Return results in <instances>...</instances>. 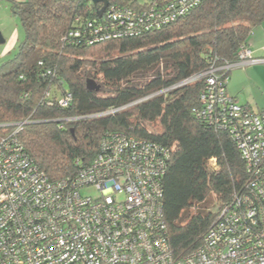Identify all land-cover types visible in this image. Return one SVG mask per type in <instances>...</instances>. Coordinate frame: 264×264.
Masks as SVG:
<instances>
[{
	"label": "trees",
	"instance_id": "16d2710c",
	"mask_svg": "<svg viewBox=\"0 0 264 264\" xmlns=\"http://www.w3.org/2000/svg\"><path fill=\"white\" fill-rule=\"evenodd\" d=\"M108 1L146 5V0ZM102 6L90 0L13 4L24 36L0 65V126H5L0 131L29 119L18 139L51 181L74 176L110 132L168 149L162 208L170 248L182 257L199 246L218 210L247 181L228 133L194 114L204 78L182 83L213 64L239 61L252 30L264 22V0H200L161 30L93 46L69 36L105 20L108 10L99 14ZM96 47H102L101 57L85 62V53ZM88 79L98 91L87 89ZM50 85L72 95L67 108L42 102Z\"/></svg>",
	"mask_w": 264,
	"mask_h": 264
},
{
	"label": "built area",
	"instance_id": "2783aa9c",
	"mask_svg": "<svg viewBox=\"0 0 264 264\" xmlns=\"http://www.w3.org/2000/svg\"><path fill=\"white\" fill-rule=\"evenodd\" d=\"M199 2L146 0L145 7L135 8L108 1L105 20L69 36L91 46L143 36ZM258 60L244 46L237 63L213 64L182 83L204 78L194 114L228 133L247 176L193 251L176 257L169 245L160 182L168 149L110 132L74 176L51 181L18 139L30 123L26 119L0 131V264H264V111L238 103L222 79L225 71ZM41 99L48 107L67 108L72 95L50 85ZM90 187L97 196L82 195Z\"/></svg>",
	"mask_w": 264,
	"mask_h": 264
},
{
	"label": "rangeland",
	"instance_id": "374dc122",
	"mask_svg": "<svg viewBox=\"0 0 264 264\" xmlns=\"http://www.w3.org/2000/svg\"><path fill=\"white\" fill-rule=\"evenodd\" d=\"M18 25L21 34L24 36L19 18ZM260 26L262 30L259 31L258 27H255L249 39V44L252 47L254 46L253 42H256L260 49V51L254 52L252 56L260 60L256 63L232 68L226 86L231 94L237 90L239 102L248 103L254 112L264 111V48H262L264 47V22ZM101 55L102 47H96L87 51L83 59L88 62L89 60H97ZM82 195L95 197L97 193L90 187L85 189Z\"/></svg>",
	"mask_w": 264,
	"mask_h": 264
},
{
	"label": "crops",
	"instance_id": "0c3cea01",
	"mask_svg": "<svg viewBox=\"0 0 264 264\" xmlns=\"http://www.w3.org/2000/svg\"><path fill=\"white\" fill-rule=\"evenodd\" d=\"M24 1L25 0H0V35L4 40L3 43L0 44V65L15 52L18 44L22 41L23 34H21V30L18 25V17L14 14L13 4L23 3ZM257 27L259 31L262 30L260 25ZM253 44L255 46H253L254 48L249 44L252 55L254 52L260 51L257 47V43L253 42ZM226 92L239 103L240 100L238 93L236 94L237 90L231 94L226 87ZM240 103L243 102L241 101ZM246 105L250 107L248 103Z\"/></svg>",
	"mask_w": 264,
	"mask_h": 264
},
{
	"label": "water",
	"instance_id": "95a60500",
	"mask_svg": "<svg viewBox=\"0 0 264 264\" xmlns=\"http://www.w3.org/2000/svg\"><path fill=\"white\" fill-rule=\"evenodd\" d=\"M92 1V3L94 4V5H97V4H99V3H102V8H101V10L99 11V14H102L103 12H104V10L107 8V6H108V0H91ZM3 39H2V37H1V35H0V44L1 43H3ZM86 87H87V89L88 90H90V91H98L99 90V86L98 85H96L95 83H94V81L93 80H91V79H88L87 81H86Z\"/></svg>",
	"mask_w": 264,
	"mask_h": 264
}]
</instances>
